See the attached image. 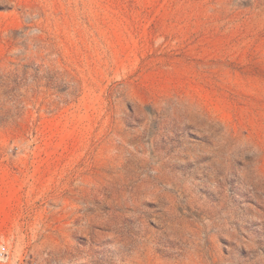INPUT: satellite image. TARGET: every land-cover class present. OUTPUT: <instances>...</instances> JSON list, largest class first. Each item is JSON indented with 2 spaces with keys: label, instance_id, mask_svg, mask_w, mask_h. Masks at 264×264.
Listing matches in <instances>:
<instances>
[{
  "label": "rangeland",
  "instance_id": "obj_1",
  "mask_svg": "<svg viewBox=\"0 0 264 264\" xmlns=\"http://www.w3.org/2000/svg\"><path fill=\"white\" fill-rule=\"evenodd\" d=\"M0 264H264V0H0Z\"/></svg>",
  "mask_w": 264,
  "mask_h": 264
}]
</instances>
